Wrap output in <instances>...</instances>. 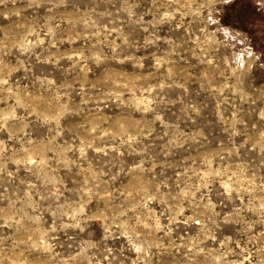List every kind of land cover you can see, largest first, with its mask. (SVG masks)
I'll return each mask as SVG.
<instances>
[{
	"label": "rangeland",
	"instance_id": "374dc122",
	"mask_svg": "<svg viewBox=\"0 0 264 264\" xmlns=\"http://www.w3.org/2000/svg\"><path fill=\"white\" fill-rule=\"evenodd\" d=\"M0 264H264V0H0Z\"/></svg>",
	"mask_w": 264,
	"mask_h": 264
},
{
	"label": "trees",
	"instance_id": "16d2710c",
	"mask_svg": "<svg viewBox=\"0 0 264 264\" xmlns=\"http://www.w3.org/2000/svg\"><path fill=\"white\" fill-rule=\"evenodd\" d=\"M249 5H250V7H252L251 10H249V9L246 8V7H243V8L241 9L242 14H243L245 17L247 16V14H249V16H250V15L252 14V11H253V12L255 11V10H253L254 7H253L251 4H249ZM239 14L242 15L241 12L238 13V16H239ZM243 15H242V16H243ZM236 16H237V15H236ZM238 16H237V17H238ZM246 18H247V17H246Z\"/></svg>",
	"mask_w": 264,
	"mask_h": 264
}]
</instances>
